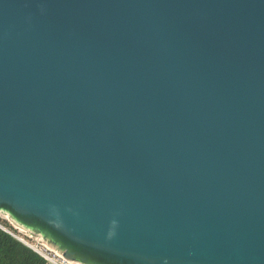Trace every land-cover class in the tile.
Listing matches in <instances>:
<instances>
[{
  "label": "water",
  "instance_id": "water-1",
  "mask_svg": "<svg viewBox=\"0 0 264 264\" xmlns=\"http://www.w3.org/2000/svg\"><path fill=\"white\" fill-rule=\"evenodd\" d=\"M0 213L78 264H264V0H0Z\"/></svg>",
  "mask_w": 264,
  "mask_h": 264
},
{
  "label": "trees",
  "instance_id": "trees-1",
  "mask_svg": "<svg viewBox=\"0 0 264 264\" xmlns=\"http://www.w3.org/2000/svg\"><path fill=\"white\" fill-rule=\"evenodd\" d=\"M0 264H44V259L0 227Z\"/></svg>",
  "mask_w": 264,
  "mask_h": 264
},
{
  "label": "built area",
  "instance_id": "built-area-1",
  "mask_svg": "<svg viewBox=\"0 0 264 264\" xmlns=\"http://www.w3.org/2000/svg\"><path fill=\"white\" fill-rule=\"evenodd\" d=\"M0 227L38 253L44 259V264H78L51 248L39 238L18 227L12 221L4 222L0 220Z\"/></svg>",
  "mask_w": 264,
  "mask_h": 264
},
{
  "label": "clouds",
  "instance_id": "clouds-1",
  "mask_svg": "<svg viewBox=\"0 0 264 264\" xmlns=\"http://www.w3.org/2000/svg\"><path fill=\"white\" fill-rule=\"evenodd\" d=\"M113 224H115V221H113ZM53 235H55V234H53ZM112 235H114V231H110L109 237H111ZM57 240L59 243H61L62 245L65 246L64 242L61 239L57 238Z\"/></svg>",
  "mask_w": 264,
  "mask_h": 264
},
{
  "label": "rangeland",
  "instance_id": "rangeland-1",
  "mask_svg": "<svg viewBox=\"0 0 264 264\" xmlns=\"http://www.w3.org/2000/svg\"><path fill=\"white\" fill-rule=\"evenodd\" d=\"M0 220L4 221V222H11L10 219H8L6 216H4L3 214L0 213Z\"/></svg>",
  "mask_w": 264,
  "mask_h": 264
}]
</instances>
